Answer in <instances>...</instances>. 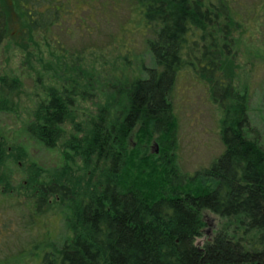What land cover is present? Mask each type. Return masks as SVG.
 <instances>
[{
  "label": "trees",
  "instance_id": "1",
  "mask_svg": "<svg viewBox=\"0 0 264 264\" xmlns=\"http://www.w3.org/2000/svg\"><path fill=\"white\" fill-rule=\"evenodd\" d=\"M93 1L14 0L27 41L34 33L48 34L49 52L64 59L87 50H72L60 35L90 34L85 21ZM132 1L150 65L130 52V40L119 29L105 37L123 49L122 68L114 76L118 88L110 86L95 114L75 120L74 101L87 98V84L64 72L53 75L54 84L26 124L30 139L57 148L60 157L35 198L26 196L35 205L28 225L37 221L47 197L61 207V229L48 237L37 264H264V144L250 128L246 95L231 100L230 80L219 70V36L229 35L228 0ZM3 4L0 43L7 31ZM185 68L196 72L221 106L224 99L233 102L222 107V152L169 191L164 176L175 168L169 154L140 151L129 139L144 144L155 132L162 141L173 134L177 120L170 97ZM19 90L17 77H0V112L11 109ZM8 147L0 132L1 193L8 189L9 164L26 155L21 143ZM31 167L40 169L35 162ZM207 214L217 221L209 237L203 231Z\"/></svg>",
  "mask_w": 264,
  "mask_h": 264
},
{
  "label": "rangeland",
  "instance_id": "2",
  "mask_svg": "<svg viewBox=\"0 0 264 264\" xmlns=\"http://www.w3.org/2000/svg\"><path fill=\"white\" fill-rule=\"evenodd\" d=\"M4 1L7 31L0 43V77H17L20 90L13 96L11 109L0 112V132L9 150L18 142L25 147L26 155L9 164L8 189L1 193L3 188L0 186V264H37L42 250L48 249V237H54L61 229L58 221L61 207L59 203H52V196L47 197V202L38 211L37 221L28 225L27 213L33 211L30 206L35 205L29 204L26 196L35 198L39 184L47 180L48 169L57 166L60 158L57 148L47 149L28 135L26 124L37 102L44 96L48 84H54L53 75L62 76L65 72L64 77L77 79L80 76L85 80L82 83L87 84L84 89L87 98L78 97L74 101L75 120L94 115L106 102L110 86L118 88L114 76L121 71L123 49L120 43L108 42L105 37L119 29L123 30L127 41L130 40L131 53L140 54L146 65H150V56L145 53L143 36L137 29L138 18L132 0L89 2L90 12L85 25L90 34L85 38H80L78 33L72 37L60 35L72 50L87 49L82 56L77 53L73 59L52 56L48 49V34L34 33L33 39L27 41L23 33L26 30L24 19L14 0ZM225 5L230 25L226 26L228 37L223 40V33L219 36V53L222 54L219 70L224 79L230 80L231 100L246 95L250 128L259 133L264 144V0H228ZM55 45L59 47L57 43ZM128 67L125 74L130 76L136 68L135 63ZM231 100L224 99L221 106L218 97L214 100L206 83L194 70L182 69L170 97L177 120L173 134L169 138L164 136L162 141L161 134L155 132L144 144L132 136L129 144L150 154H169L175 167L174 174L166 170L164 176L165 189L170 191L173 182L207 166L222 152L224 148L219 136L224 117L222 107L232 103ZM32 162L40 169H32ZM32 179L36 183L34 186L30 183ZM206 222L203 231L204 236L209 237L217 221L207 214Z\"/></svg>",
  "mask_w": 264,
  "mask_h": 264
}]
</instances>
